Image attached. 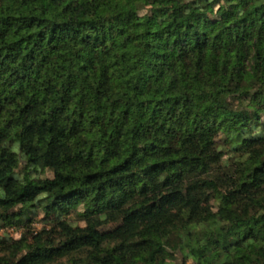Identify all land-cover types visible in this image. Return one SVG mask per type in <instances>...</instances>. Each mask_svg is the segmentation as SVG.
Segmentation results:
<instances>
[{
	"label": "trees",
	"instance_id": "1",
	"mask_svg": "<svg viewBox=\"0 0 264 264\" xmlns=\"http://www.w3.org/2000/svg\"><path fill=\"white\" fill-rule=\"evenodd\" d=\"M189 260L264 264V0H0V264Z\"/></svg>",
	"mask_w": 264,
	"mask_h": 264
},
{
	"label": "rangeland",
	"instance_id": "2",
	"mask_svg": "<svg viewBox=\"0 0 264 264\" xmlns=\"http://www.w3.org/2000/svg\"><path fill=\"white\" fill-rule=\"evenodd\" d=\"M36 227H37V228H41V227H42V223H37V224H36ZM8 231L10 232V234H11L13 237L18 238V237H20L21 234L25 231V229L22 228V227H21V228H9ZM180 260L182 261V259H180ZM187 264H194V263L192 262V260H189V261L187 262Z\"/></svg>",
	"mask_w": 264,
	"mask_h": 264
}]
</instances>
